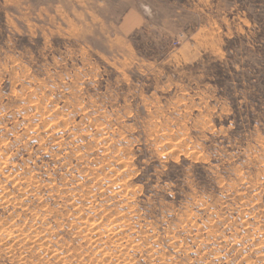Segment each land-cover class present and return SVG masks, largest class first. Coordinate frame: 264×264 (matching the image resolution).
Wrapping results in <instances>:
<instances>
[{"label": "rangeland", "instance_id": "1", "mask_svg": "<svg viewBox=\"0 0 264 264\" xmlns=\"http://www.w3.org/2000/svg\"><path fill=\"white\" fill-rule=\"evenodd\" d=\"M181 256L264 264V0H0V264Z\"/></svg>", "mask_w": 264, "mask_h": 264}, {"label": "clouds", "instance_id": "2", "mask_svg": "<svg viewBox=\"0 0 264 264\" xmlns=\"http://www.w3.org/2000/svg\"><path fill=\"white\" fill-rule=\"evenodd\" d=\"M145 167H147V163L145 164ZM150 179L151 178L149 177V180ZM148 182L149 181L146 180V183ZM149 191H151L153 195L148 198V201L146 202L145 211H147L150 215H154L156 210L160 206L167 204V200L165 199V197L168 196L172 197L173 200L176 201L177 203H181V206L183 207L182 198L186 195V193L184 192V186L181 183H176V184L170 182L161 183L158 179L154 185L149 183ZM227 194L228 193L226 190L222 193V195H227ZM153 197H155V199H153ZM164 219H165V223H168V218L165 217ZM186 227H187L186 223H181L177 227V231L185 230ZM181 261L182 264H192L191 259L183 260V256H181L180 261H177L175 257H173L172 260L170 261V264H181Z\"/></svg>", "mask_w": 264, "mask_h": 264}, {"label": "bare ground", "instance_id": "3", "mask_svg": "<svg viewBox=\"0 0 264 264\" xmlns=\"http://www.w3.org/2000/svg\"><path fill=\"white\" fill-rule=\"evenodd\" d=\"M47 120V119H46ZM99 132V131H98ZM105 139V138H104ZM101 143V142H100ZM119 149V148H118ZM115 158V157H114ZM5 173V172H4ZM7 173V172H6ZM15 174V173H14ZM93 179V178H92ZM13 180V179H12ZM84 195V194H83ZM5 199V198H4ZM3 200V199H2ZM110 210V209H109ZM121 215V214H120ZM3 230V229H2ZM25 234V233H24ZM9 236V235H8ZM30 243V242H29ZM75 251V250H74ZM107 258V257H106ZM104 262V261H103Z\"/></svg>", "mask_w": 264, "mask_h": 264}]
</instances>
